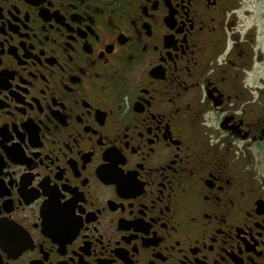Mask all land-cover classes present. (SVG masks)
Listing matches in <instances>:
<instances>
[{"label":"flooded vegetation","instance_id":"obj_1","mask_svg":"<svg viewBox=\"0 0 264 264\" xmlns=\"http://www.w3.org/2000/svg\"><path fill=\"white\" fill-rule=\"evenodd\" d=\"M263 29L264 0H0V264H264Z\"/></svg>","mask_w":264,"mask_h":264},{"label":"rangeland","instance_id":"obj_2","mask_svg":"<svg viewBox=\"0 0 264 264\" xmlns=\"http://www.w3.org/2000/svg\"><path fill=\"white\" fill-rule=\"evenodd\" d=\"M256 16H257V13L254 14V17H256ZM263 32H264V29H263Z\"/></svg>","mask_w":264,"mask_h":264}]
</instances>
